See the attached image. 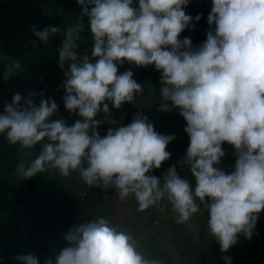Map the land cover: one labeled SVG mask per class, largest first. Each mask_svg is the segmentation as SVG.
Returning <instances> with one entry per match:
<instances>
[{"label": "clouds", "instance_id": "1", "mask_svg": "<svg viewBox=\"0 0 264 264\" xmlns=\"http://www.w3.org/2000/svg\"><path fill=\"white\" fill-rule=\"evenodd\" d=\"M134 2L138 7H134ZM78 23L61 32L48 26L33 32L48 43L60 34L59 66L64 70L63 101L77 119H50L58 105L51 98L39 104L30 91L16 93L0 112V134L23 153L16 172L29 178L47 169L67 176L78 171L90 186L112 187L124 200L130 196L138 210L167 200L178 223L201 210L208 214V229L227 251L238 234L251 239L258 215L264 211V0H212L206 40L193 46L179 38L193 19L184 6L189 0H77ZM91 6V7H89ZM92 34L91 55L77 60L83 17ZM154 65L161 72V110L178 108L186 121L189 145L180 165H187L195 180L170 166L162 176L150 175L171 153L166 146L175 134H160L140 112L127 125L98 131V113H109L143 94L133 72L118 74L124 62ZM21 67L6 65L5 78ZM41 96L43 93L40 94ZM21 101H23L21 103ZM170 101L171 103H167ZM235 149L231 171L217 167L225 156L222 144ZM40 144L32 158L30 151ZM207 198V200H206ZM198 201V202H197ZM67 244L43 264H162L148 258L129 231L103 217L72 226ZM20 264H39L35 254H19ZM232 264L230 257H224Z\"/></svg>", "mask_w": 264, "mask_h": 264}, {"label": "rangeland", "instance_id": "2", "mask_svg": "<svg viewBox=\"0 0 264 264\" xmlns=\"http://www.w3.org/2000/svg\"><path fill=\"white\" fill-rule=\"evenodd\" d=\"M133 6L138 7V4L134 2ZM211 7L212 0H189L184 6L186 14L193 18L197 14L203 15L199 21L193 19L179 38L190 37L193 46L202 44L210 28L204 25L203 18ZM80 13L81 6L77 0H0V112H3L5 103H11L14 94L20 93L25 97L34 91L37 94L32 97L35 103L51 98L58 105L50 119L63 118L68 125L81 119L75 113H70L63 101L64 70H67L68 63H65L64 70L59 66L60 34L52 36L45 43L33 32V26L37 31L48 26H59L61 32L66 31L80 22ZM83 22L84 29L77 41L78 61L84 54L91 55L92 34L88 17H83ZM15 61L21 67L6 79L5 66ZM142 67L144 70L126 60L123 65H118V74L130 69L144 91L133 102L122 103L120 108L105 101L110 111L98 113L95 117L102 121L98 131L103 136L109 128L127 125L137 112L142 113L153 123L158 133L175 134V138L166 146V150L171 153L170 158L163 161L160 168H154L147 174L160 177L174 165L179 174L194 187L195 180L190 168L178 163L189 145V137L184 131L186 121L178 108L161 110V72L154 65ZM40 147L38 144L30 150L32 158L38 154ZM222 147L225 156L217 167L231 171L236 159L233 154L235 149L227 142ZM6 148L17 156V163L5 169L0 167L3 180L12 186L48 191L55 206L45 211L43 206H39L44 212L41 215L26 205L17 204L0 184V264L16 261L15 257L22 253H37L43 264L46 258L53 257L67 244L64 234L72 226L99 217L131 232L137 238L140 250L148 258L161 260L162 264H220L224 255L230 252L240 255L242 264H264V211L258 215L251 239H246L242 233L238 234L237 242L227 251L221 252L220 244L208 229V214L202 205L201 210L187 222L178 223L177 213L167 200L140 211L138 202L132 196L124 200L118 194L99 197L78 171H70L69 175L64 176L58 169H47L35 176L21 178L16 167L23 153L29 150L18 144H10L4 134H0V151Z\"/></svg>", "mask_w": 264, "mask_h": 264}, {"label": "trees", "instance_id": "3", "mask_svg": "<svg viewBox=\"0 0 264 264\" xmlns=\"http://www.w3.org/2000/svg\"><path fill=\"white\" fill-rule=\"evenodd\" d=\"M210 11L206 14V17L203 18V23L207 27L214 28L215 27L214 24L210 26L207 22V17ZM139 68L141 70H144L142 66H139ZM1 91H2V86H0V93ZM15 163H17V156L15 154L11 153V151H9L7 148L0 151V167H3L5 169L6 166H10ZM0 184L4 192L12 195L13 199L16 201L17 204L26 205L30 209L39 212L41 215L44 214L43 211H45L46 208L55 206L54 202L51 199L49 192L46 190L33 191V190L26 189L25 187L20 186V185H16V186L9 185L3 180L1 174H0ZM91 190L93 191V193L97 194L99 197L101 196L112 197L118 194L117 190L112 187L104 188L102 186L97 185V186H92ZM39 206H43L44 210L41 211ZM60 222H61V219H60ZM34 254L39 259L38 254L37 253H34ZM224 257H230L232 264H242L241 256L236 253L230 252V253L225 254ZM224 257L220 261V264H226ZM2 264H20V262L16 260L13 262L2 263ZM39 264H41L40 259H39Z\"/></svg>", "mask_w": 264, "mask_h": 264}]
</instances>
